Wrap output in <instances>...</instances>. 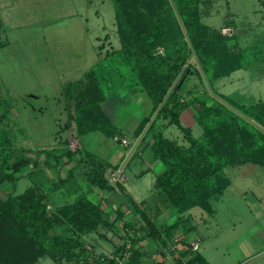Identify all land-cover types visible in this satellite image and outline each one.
<instances>
[{"label":"trees","instance_id":"trees-1","mask_svg":"<svg viewBox=\"0 0 264 264\" xmlns=\"http://www.w3.org/2000/svg\"><path fill=\"white\" fill-rule=\"evenodd\" d=\"M208 1L113 0L120 48L112 51L109 57L104 56L83 79L68 83L64 89L67 100L74 97L70 123L75 125L77 136L92 132L112 136L111 120L102 108L104 77L99 74L110 58V62L117 65L119 77L126 73L131 79V90H142L152 103L150 115L142 119L135 134L151 135V141L142 150L164 168L156 177L154 188L160 199L176 211L177 223L165 229L158 227L118 183L110 181L105 163L92 156L79 162L89 169L85 176L90 185L108 192L117 188L142 223L137 229H132L133 225L124 227L129 250L125 243L119 252L123 256L129 251L130 263H136L140 257L138 244L142 239L139 233H145L143 238L163 244L162 235L183 222L182 215L192 208L199 207L211 213L210 201L229 185L222 175L225 168L264 166L262 105L239 106L210 87L212 80L229 76L245 64L242 55L229 47L227 36L202 22V5ZM192 74H201L207 88L218 99L216 104L201 99L195 90H189L187 94L191 98L184 101L182 92ZM192 106L198 107L195 115L202 129L199 138H194L191 130L182 127L179 120L181 112ZM233 110L247 122L235 116ZM5 118L6 113L0 112V124ZM160 121L165 126H177L188 146L182 147L164 138L157 124ZM75 154L77 151L67 150L56 158L58 161L63 157L71 159ZM14 156L11 139L1 128L0 177L4 174L10 178L29 165L38 166L37 159L31 163L24 154L12 162ZM45 166L50 167L47 162ZM68 178H73L72 171ZM47 206V196L36 188L0 200V264H36L42 258H49L56 264H63L64 259L72 264H90L83 237L110 225L100 206L82 196L52 212L47 211ZM61 225L66 226L67 234L54 232ZM129 230L134 237L129 236ZM185 246L183 255L175 259L178 264H207L201 254L191 251L188 243ZM97 263L118 264L115 258L100 259Z\"/></svg>","mask_w":264,"mask_h":264},{"label":"rangeland","instance_id":"rangeland-1","mask_svg":"<svg viewBox=\"0 0 264 264\" xmlns=\"http://www.w3.org/2000/svg\"><path fill=\"white\" fill-rule=\"evenodd\" d=\"M254 2L255 0H215L210 9L212 15L204 17L203 21L219 29L231 13L234 14L231 17H234L237 27L248 23L263 26V15L251 11ZM114 16L113 0H23L14 23L6 25L3 34L0 31V42L7 43L0 49V112L6 113L0 128H4L11 139V149L15 151L12 162L24 154V158L31 163L36 159L38 163L37 167L29 165L10 178L2 174L0 200L5 201L28 189L36 188L47 196V211L52 212L59 204L68 200L73 202L78 198L76 192L70 193L69 196L72 197H65L68 194L67 186L70 185L72 189L96 202L88 190L95 188L86 182L83 176L77 175L66 183L60 180L64 178L61 170L66 172L69 167L60 164L56 156L70 147H75L70 143V138L76 133L75 125L70 123L71 121L66 124L68 111L65 110L67 106L71 119L75 101L74 97L67 100L64 94L65 86L96 65L99 58L97 45L103 43L97 41V38L102 40L106 36V41L110 40L115 49L120 47L115 33ZM239 34L240 32L237 33L238 36ZM112 51H115L113 47L103 50L102 58L110 55ZM111 59L104 62L99 74L104 77L102 87L105 90V101L102 108L114 119L117 115L125 114L124 109L130 104L128 100L131 92L137 89L131 90L132 82L126 73L124 77H119L117 65L111 63ZM191 61L194 63V60ZM190 80L194 82L192 86H189ZM224 81L214 82L215 89L231 92L221 88ZM204 83L201 74H192L182 92L184 101L189 96V88L195 90L201 99H206ZM201 86L203 91L198 90ZM226 87L229 88L227 85ZM208 102L217 103L211 99ZM197 109V106L192 108L191 114ZM144 110L146 108L142 107L139 115L146 114ZM232 113L241 121L247 122L237 111L233 110ZM191 114L184 112L181 125L190 128L194 138H199L202 129ZM162 134L182 147L188 146L183 133L175 125L165 128ZM80 140L83 145V137ZM85 141L87 147L85 145L83 149L93 151L97 144L95 134L88 135ZM131 143L132 147L129 149L117 146V149L126 155V160L136 151L134 140ZM39 151L50 154L38 153ZM136 158L140 159L137 156ZM44 162L50 167L46 168ZM222 175L228 179L229 185L220 196L210 201L212 212L199 207L192 208L189 211L191 216L183 220V224L177 225L186 229L192 228L191 232L187 233L186 238L180 239L177 233L169 244L165 245L171 263L182 256L186 243L199 238L200 247L197 253L205 257L207 264H264V166L228 167L222 171ZM130 188L138 193H135L138 201L150 196L145 181L135 183ZM119 198L127 207L128 214L131 213L129 224L139 228L142 223L128 201L123 195ZM168 210L171 219L165 222L171 224L175 222L176 214L172 207H168ZM109 226L101 227L83 237L89 263L98 264L100 259L115 258L118 264H132L129 251L120 256L119 248L125 243L126 249L129 250L124 234H112ZM100 231H111V238H102ZM54 232L65 235L66 226H58ZM62 263L72 264L68 259H64ZM36 264L54 262L49 258H42Z\"/></svg>","mask_w":264,"mask_h":264},{"label":"crops","instance_id":"crops-1","mask_svg":"<svg viewBox=\"0 0 264 264\" xmlns=\"http://www.w3.org/2000/svg\"><path fill=\"white\" fill-rule=\"evenodd\" d=\"M22 2L23 0H0V31L2 32V34L4 33L6 25L14 23L15 16H17V13L20 11L22 7ZM214 2L215 0H209L208 2H206V5H202L203 23H204L203 21L204 17H210L212 15L210 9L211 6L214 5ZM253 5L254 8L251 9L252 13L256 14L260 12L263 15L262 21H264V0H255ZM227 16L228 17H226L224 23L221 25L219 29L213 28L205 23L204 24L207 25L209 28L219 32L220 34L227 36L230 39L228 41L229 47L232 49V51L242 55L245 65L241 69L231 73L229 76L212 80V82L210 83L213 84L214 82L217 81L220 82L222 80H225L224 81L225 83L222 85L221 88L225 90H230L231 92H220L219 91L220 89L219 90L215 89L214 84L213 86L210 85V87L212 91L228 98L229 100L233 101L235 104L239 106L248 108L257 104L262 105V109L264 112V27H263L264 25L258 26V24L252 25L251 23H248V24H242L240 25V27H237L233 20L234 17H231L234 16V14L229 13ZM114 26H115V21H114ZM226 29H229L230 32L226 31ZM238 32H240L239 36L237 35ZM115 33H116V27H115ZM1 38L2 37L0 35V39ZM99 39L100 38H97V41L99 42L103 41V43H101V45L100 44L97 45V52H98L97 56L99 57L98 62L103 57L101 53L103 50H107L110 47H113L114 50H118L120 48L119 47L118 49H115V47L112 45L110 40L106 41L107 39L106 36L102 40ZM5 42H0V49H2V47H5L7 45V43ZM92 68L86 71L77 80L83 79L85 74L88 73ZM77 80H74L72 82H75ZM190 82L191 84L189 83V86H192L194 82L192 80H190ZM204 85L206 88L205 91L206 100L208 101L209 99H211L218 102V99H216L212 94V92L209 91L207 85L205 83ZM226 85L229 88H227ZM189 90H193V89L189 88ZM198 90L203 91V87L201 86ZM130 96L131 97L128 100L130 104L124 109L125 110L124 115L123 114L117 115L116 118L113 119L112 116H109L108 114V117L111 120L113 126V129L111 131L112 136H107L100 132H92L82 136H77V134L75 133V135L70 138L71 139L70 143L73 146H75L74 147L75 149L74 148L70 149L71 147L69 146L70 148L67 150H70L72 152L77 151V154H75L71 159L63 157L59 160L60 164L63 163V166L66 165V167H69L68 170H66V172L61 170V174L64 175V178H60V180L65 181V183L67 182V180L69 181L71 179L68 178L69 173L72 171L74 179L77 177V175H79V176H83L86 182H88L85 174L87 171H89V169L79 164V162L82 160V158H85L86 156H92L108 166V173L114 175V177L116 178L114 181L110 178V181L113 184L118 183L123 188L124 193L128 197H130L136 203V205H138L139 209L145 210L146 213L149 215V217L155 222V224L158 227H163L165 229L177 223L179 216L176 214L175 211L176 214L175 222L171 224L165 222L166 220L169 221L171 219L170 216L171 214L169 215V210H168L169 206L166 205L160 199L157 191L154 188L155 179L159 174L163 172L164 168L158 161H155L152 157H150L142 150V148L151 141L150 133L144 132L139 136H136L135 134V131L139 123L142 121V119L150 115L152 111V103L148 98V96L146 95V93L139 89L132 91ZM189 98H191V96H188L185 99L186 102L189 100ZM142 107L146 108V110H144L146 114H144L143 116L139 115V110H141ZM194 107L195 106H192L189 109L181 112L179 118L180 124H181V117L184 114V112L187 111L190 115L193 112L192 108ZM65 108H66L65 110L68 111L67 123H66L68 124L70 121L69 109H67V106ZM191 115H193V119L197 121L195 113ZM157 124L158 127L161 128L160 130L162 132L165 128L169 127V126H165L164 125L165 123L162 121L158 122ZM65 125L63 126L64 129H65ZM90 134H95L96 136L97 144L96 147L93 148L94 149L93 151H88V149L85 150L83 149L85 145L87 147L85 140L87 136ZM81 137H83V143H84L83 145L81 144V140H80ZM122 140H126L128 145L124 146L122 144ZM133 140L134 143L136 144V151L133 153V155H130L131 157L129 156L126 160L125 159L126 155L124 156V154L117 149V146L119 147L123 146L125 149H129V147H132L131 141ZM64 152L65 151H62L61 154H63ZM136 156L139 157L140 159L138 160ZM45 163L46 162H44V166ZM45 167L48 168V166ZM143 181H145V186L150 192V196L146 199H142L141 201H138L136 198V194L138 193L134 192L130 187H133L135 183H141ZM92 187L95 188V190H98L95 191L91 188L88 189L90 193L93 194L94 198L96 199V202L89 200L86 196L80 194L79 191L77 192L76 189H72L70 185L67 186L68 194L67 196L65 195V197L68 198L72 197L69 196L70 193L76 192L77 195L76 197L82 196L87 200H89L90 202H92L93 204L99 205L105 214L106 220L110 224L108 228L112 229L111 230L112 234L113 233L115 235L119 234L121 236L119 232H122V234H124L126 239L127 236L124 231V227L127 226L129 228L131 226L129 224V216L131 215V213L128 214L129 211L127 207L119 198L120 195L124 196V194L119 192L117 188H115L113 191L108 192V191H102L94 186ZM124 198L127 201L126 196H124ZM70 202L71 201L68 200V202L66 201L64 202V204ZM64 204H59V206ZM190 216L191 215L189 214V211L184 215H182L184 220L189 218ZM137 228L138 227L135 225L132 226V229H137ZM176 228L173 229L171 232H169L167 235L166 234L162 235L163 244L158 242L154 243L147 238H143L145 235L143 236L139 233L138 235L142 239L141 242L138 244L140 257L136 263H132V264H178L176 260H174L173 263H171V260H169L170 258L169 252L165 247V245L166 244L168 245L169 242L172 240V238L177 235V233L179 239L180 237L186 238L185 236L188 235L187 233L191 232L192 228L186 229L185 227L182 228L179 226L178 227L176 226ZM111 231L109 232L111 233ZM109 232L105 233L103 231H100L99 234L102 238H106V237L111 238ZM127 233L129 234L130 237H134V233L131 232L130 230L127 231ZM182 240H179V242ZM179 246L181 245L179 244ZM184 251L185 248L183 247L182 255ZM54 264L56 263L54 262Z\"/></svg>","mask_w":264,"mask_h":264},{"label":"built area","instance_id":"built-area-1","mask_svg":"<svg viewBox=\"0 0 264 264\" xmlns=\"http://www.w3.org/2000/svg\"><path fill=\"white\" fill-rule=\"evenodd\" d=\"M226 31L230 32L229 29H226ZM122 144L124 146H127V141L126 140H122ZM110 178L114 181L116 178L114 177V175L110 174ZM190 249L193 253H197L199 251V238H194L193 240H191L189 243Z\"/></svg>","mask_w":264,"mask_h":264}]
</instances>
